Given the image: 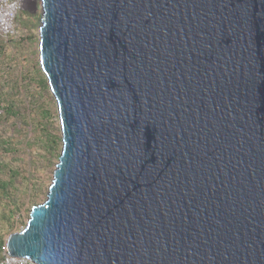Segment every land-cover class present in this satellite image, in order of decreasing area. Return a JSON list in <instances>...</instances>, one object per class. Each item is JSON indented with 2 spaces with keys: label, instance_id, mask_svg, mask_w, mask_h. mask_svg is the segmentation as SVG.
<instances>
[{
  "label": "water",
  "instance_id": "95a60500",
  "mask_svg": "<svg viewBox=\"0 0 264 264\" xmlns=\"http://www.w3.org/2000/svg\"><path fill=\"white\" fill-rule=\"evenodd\" d=\"M39 1L63 148L11 255L264 264V0Z\"/></svg>",
  "mask_w": 264,
  "mask_h": 264
},
{
  "label": "rangeland",
  "instance_id": "374dc122",
  "mask_svg": "<svg viewBox=\"0 0 264 264\" xmlns=\"http://www.w3.org/2000/svg\"><path fill=\"white\" fill-rule=\"evenodd\" d=\"M41 14L39 0H31L23 4L17 15L16 34L7 40L0 38V43H2V45L0 44V84L5 86L4 90L10 93L11 98L14 97L17 102H23L28 107L31 115L36 113L42 116L44 109L50 108L52 117L44 120V123L51 129L52 133L58 132L61 134L59 117L56 118L58 110L56 112L55 107H53L55 98L50 87L45 89L41 86L37 74L38 69L42 70L40 66L39 33ZM16 121V118H11L10 120L0 118V142L14 134L13 125ZM26 157L27 154L20 151H17L15 155L6 153L0 155V164L19 165L23 163ZM40 158L38 154L36 160ZM34 162L36 163V161ZM33 168L35 179L44 183V193L40 194L37 199L31 196L32 194L19 192L20 198L17 197L15 199L16 203L24 201L23 206H21L20 216L18 215V221H27V224L31 215L30 208L33 210L34 207L42 204L47 199L49 190L47 188L50 187L53 181V173L56 166H47L45 163L39 169ZM0 169L5 170L1 167ZM31 200L34 201L33 203L37 202L38 205H33Z\"/></svg>",
  "mask_w": 264,
  "mask_h": 264
},
{
  "label": "trees",
  "instance_id": "16d2710c",
  "mask_svg": "<svg viewBox=\"0 0 264 264\" xmlns=\"http://www.w3.org/2000/svg\"><path fill=\"white\" fill-rule=\"evenodd\" d=\"M37 74L41 86L49 88L43 71L38 69ZM4 88L5 86L0 84V118L6 120L16 118L17 121L13 125L14 134L0 142V155L6 153L15 155L20 151L27 154V157L19 165L0 164V167L5 169H0V252L11 234L27 226V221H18L21 206L24 204L23 200L16 203L15 199L20 198L18 193L32 194L31 196L37 199L44 193V183L35 179L33 167L39 169L45 163L47 166H56L63 148L62 135L58 132L52 133L44 123V120L52 117L50 108L44 109L42 116L36 113L31 115L28 107L21 101L17 102L14 97L11 98L10 93ZM54 102L53 107L57 112L56 100ZM56 116L58 118V114ZM38 154L41 158L36 160ZM33 205L38 203L35 202ZM29 211L32 212V209Z\"/></svg>",
  "mask_w": 264,
  "mask_h": 264
},
{
  "label": "built area",
  "instance_id": "2783aa9c",
  "mask_svg": "<svg viewBox=\"0 0 264 264\" xmlns=\"http://www.w3.org/2000/svg\"><path fill=\"white\" fill-rule=\"evenodd\" d=\"M31 0H0V37L4 39L12 38L16 34L17 15L23 4ZM21 228L19 231H22ZM0 264H36L27 257L12 256L7 241L2 246L0 252Z\"/></svg>",
  "mask_w": 264,
  "mask_h": 264
}]
</instances>
